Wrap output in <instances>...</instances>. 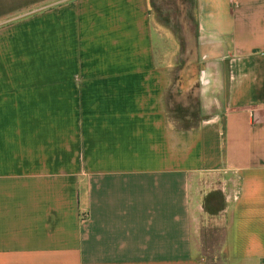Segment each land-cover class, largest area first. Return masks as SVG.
Returning a JSON list of instances; mask_svg holds the SVG:
<instances>
[{"label": "crops", "instance_id": "crops-1", "mask_svg": "<svg viewBox=\"0 0 264 264\" xmlns=\"http://www.w3.org/2000/svg\"><path fill=\"white\" fill-rule=\"evenodd\" d=\"M191 1L177 125L148 0H0V264H205L213 189L264 264V0Z\"/></svg>", "mask_w": 264, "mask_h": 264}, {"label": "rangeland", "instance_id": "rangeland-1", "mask_svg": "<svg viewBox=\"0 0 264 264\" xmlns=\"http://www.w3.org/2000/svg\"><path fill=\"white\" fill-rule=\"evenodd\" d=\"M148 1L154 37L161 43V58L170 66L171 81L166 96L170 121L177 125L193 123L195 117L193 90L185 92L189 97L187 94L178 95L176 92L180 70L183 68L187 74L192 75L196 69L192 1ZM177 102L180 103V107ZM214 183L213 188L218 187L217 180ZM218 213L219 211L215 214L206 213L202 221V257L205 264H225V234ZM209 216H215L214 219L217 221Z\"/></svg>", "mask_w": 264, "mask_h": 264}, {"label": "trees", "instance_id": "trees-1", "mask_svg": "<svg viewBox=\"0 0 264 264\" xmlns=\"http://www.w3.org/2000/svg\"><path fill=\"white\" fill-rule=\"evenodd\" d=\"M202 206L206 213L215 214L223 208V197L220 191H209L202 199Z\"/></svg>", "mask_w": 264, "mask_h": 264}, {"label": "built area", "instance_id": "built-area-1", "mask_svg": "<svg viewBox=\"0 0 264 264\" xmlns=\"http://www.w3.org/2000/svg\"><path fill=\"white\" fill-rule=\"evenodd\" d=\"M261 107L264 108V102L261 103Z\"/></svg>", "mask_w": 264, "mask_h": 264}]
</instances>
